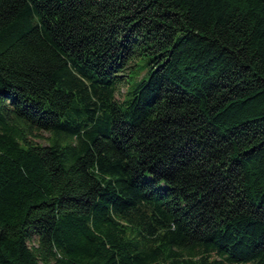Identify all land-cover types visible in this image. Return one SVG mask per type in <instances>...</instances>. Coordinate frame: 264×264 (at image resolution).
<instances>
[{"label": "trees", "instance_id": "16d2710c", "mask_svg": "<svg viewBox=\"0 0 264 264\" xmlns=\"http://www.w3.org/2000/svg\"><path fill=\"white\" fill-rule=\"evenodd\" d=\"M0 264H264V0H0Z\"/></svg>", "mask_w": 264, "mask_h": 264}, {"label": "rangeland", "instance_id": "374dc122", "mask_svg": "<svg viewBox=\"0 0 264 264\" xmlns=\"http://www.w3.org/2000/svg\"><path fill=\"white\" fill-rule=\"evenodd\" d=\"M125 92H126V87H124V86L121 87L119 93H118L117 96H116V98H117L118 100H122L123 95L125 94Z\"/></svg>", "mask_w": 264, "mask_h": 264}]
</instances>
